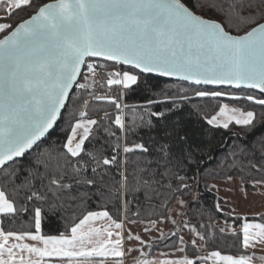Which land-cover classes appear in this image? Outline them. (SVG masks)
<instances>
[{"label":"snow or ice","instance_id":"obj_1","mask_svg":"<svg viewBox=\"0 0 264 264\" xmlns=\"http://www.w3.org/2000/svg\"><path fill=\"white\" fill-rule=\"evenodd\" d=\"M5 2L9 18L13 10L34 7L33 0H0V4ZM0 33H4L0 38V264H50L46 258H59L65 264H106L109 257L123 258V235L110 230L123 229V222L113 219L106 210L88 211L78 223H66V231L59 235L42 234V223L47 215L59 214L65 219L71 214L77 219L75 209L93 195L123 198L131 191L142 192L145 200H152L163 194L166 207L178 193H190L198 182L186 172L202 163L197 158L202 148L189 143L187 134L165 129L153 138L151 147L143 142L122 145L121 137L109 126L88 118L86 99L82 100L79 118L70 113L74 122L69 123L66 140L59 147L53 144L41 148L42 138L67 106L73 85L88 90L99 83L97 69L107 65L86 58L130 65L134 71L105 74L108 86H122L124 91L139 87L143 74L156 73L196 85L243 86L264 93V0H49L34 7L33 13L15 27L0 22ZM82 66L90 75L82 74ZM81 75L84 83L77 79ZM194 95L220 97L228 93L196 91ZM93 99L106 100L117 110L121 107L113 96ZM165 99H171L176 107L177 100L189 97L165 95ZM243 99L264 107V99L252 95ZM159 102L163 101L147 100L143 107L149 117L163 119L170 111L152 112L149 106ZM260 116L264 113L222 104L216 115L204 119L214 128L229 129L234 123L251 134L264 125ZM106 118L108 113L101 119ZM141 121L150 129L155 127L151 118L144 120L141 116ZM114 124L121 132L131 130L120 114ZM99 132L115 137L111 156L104 155L103 145L87 148L86 141L98 139ZM121 151L140 155L131 173L133 180L129 181L126 170L121 171L118 187L113 188L105 181L109 176L106 169L127 163L126 158L118 160ZM30 152L34 155L29 163H21ZM229 154L234 158L230 167L264 176V134L234 146ZM252 184L264 185V179L253 180ZM127 203L124 201L125 208ZM177 203L181 208L187 204L183 199ZM216 208H220L218 203ZM24 215H30L34 230H5L7 222L15 223ZM101 218L110 223L92 226L91 222ZM149 223L155 225L156 221ZM172 223L177 222L172 219ZM184 226L189 227L187 223ZM253 227L257 231L251 232ZM191 231L201 241L206 240L195 226ZM242 232L244 249L264 245V224L245 223ZM128 238L147 244L138 235ZM179 241L185 243L182 236ZM191 243L196 245V240ZM140 251L142 258L134 259V264H196L188 256L149 260L143 258V249ZM210 258L223 264H253L255 254L233 257L213 251ZM260 259L264 261V257ZM116 264H122V259Z\"/></svg>","mask_w":264,"mask_h":264},{"label":"trees","instance_id":"obj_2","mask_svg":"<svg viewBox=\"0 0 264 264\" xmlns=\"http://www.w3.org/2000/svg\"><path fill=\"white\" fill-rule=\"evenodd\" d=\"M49 2V0H33L34 7L40 4ZM34 7H27L23 10H14L13 15L9 18L10 23L15 27L23 19H27L34 11ZM4 33L0 34V38ZM91 59V58H90ZM108 66H116V64L108 63ZM123 70L134 71L133 69L121 66ZM83 82V75L79 80V83ZM226 91L243 93L242 98L237 100L233 97L220 96V97H196L194 93L196 91ZM165 95L168 97H178L181 95H187L188 100H177L176 107H173L171 99H165ZM248 95L256 97V99H264V95L254 90L241 89L235 90L230 88H210L205 86H199L184 81L168 80L165 78L142 75L139 87H133V89L125 92L124 104L125 107V123L131 129L128 132H121L114 124L117 110L114 104L108 101H95L90 103L87 107L88 118H94L97 114L108 113V118L98 119L101 124L107 125L112 131L116 133L117 137H121L120 143L123 145L127 143L132 145L133 143H145L146 146L151 147L153 138L159 137L165 129L180 130L181 135L187 134L190 138L189 143L194 146H200L202 152L198 155V159L202 161L198 166H191L186 174L188 177H195L198 181L189 192H182L176 195L175 199H172L170 203L165 207L164 195L152 200H145L142 192L133 194L131 191L123 198L115 195H105V198L93 195L82 206L75 209L74 219L71 214L67 215L65 219H61L60 215L51 216L47 215L46 219L42 223L41 232L44 235H59L61 232H65V224L71 225L72 223H78L88 211H108L109 214L116 220L126 219L128 221H159L166 217L167 212L173 202L181 197L187 202L186 211L181 215V220L178 222L176 228L172 233H176L175 236L168 235L163 240H157L155 243L148 246L146 249H150L151 255L155 251H170L176 250L179 246V227L183 224L189 223L191 226H195L196 230L205 235L204 241L205 251H220L222 254L231 256H240L242 254H250L249 249H244L242 240L243 232L241 227L244 222L248 220H259L264 223V213L257 216H243L233 212L231 206L225 202L224 197L212 190V185L215 180L225 181L229 180L228 177L238 178L244 187L248 190H256L259 185L253 186L252 181L257 179H264L260 173L253 171L250 174L247 170L241 171L239 166L230 167L233 161V157L229 154L234 150V146L242 145L246 141L251 142L253 138H259L264 134V125L257 126V128L249 134L247 130L242 126H237L234 123L230 124L229 129L214 128L209 126L204 117H210L212 114L219 110V106L224 102H228L239 106L243 110H253L257 114L264 113V107L256 105L252 101L243 99ZM87 96V92L84 89H78L77 86L71 96L69 104L63 112L57 126L54 130L43 140L41 148L48 145L59 147L65 140L69 129V123L74 122L71 120L70 113H75L76 118H79L78 111L81 108L82 100ZM80 98V99H78ZM163 101L153 104L150 107L152 112H161L166 109L170 110L166 113L165 118L149 117L148 113L143 107L146 105L147 100ZM141 116L144 120L151 118L154 128L150 129L145 126L141 121ZM264 120V116L259 117ZM97 120V119H96ZM95 127V126H94ZM233 133H239L240 135H233ZM98 139L91 142L86 141L87 148L91 150L94 146L100 148L103 145L104 155L111 156V145L115 142V137H109L106 133H97ZM39 151V149H37ZM34 153H28L22 158L21 163L28 164L32 159ZM140 155L139 152L124 154L122 151L118 157L119 161L127 159L126 164H117L115 166H108L107 172L109 176L105 177V181L112 185L113 188L118 187L117 182L120 180L119 173L126 170L129 173V181L133 180L131 173L136 167L135 161ZM143 166V165H141ZM184 174V173H182ZM191 183V180L189 181ZM124 201H127V208L124 207ZM220 205L219 210L216 208V204ZM153 205L154 207H149ZM223 223L230 224L232 231L226 230ZM14 231H28L34 230L31 225L30 215H24L17 219L15 223L7 222L5 224V230ZM224 228V232H220L219 229ZM67 234V233H66ZM185 252L187 255L196 259V262H203L201 258L202 252L197 245L192 243L185 244ZM197 258H201L198 259Z\"/></svg>","mask_w":264,"mask_h":264},{"label":"crops","instance_id":"obj_3","mask_svg":"<svg viewBox=\"0 0 264 264\" xmlns=\"http://www.w3.org/2000/svg\"><path fill=\"white\" fill-rule=\"evenodd\" d=\"M7 9H8V5L6 2L4 4H0V22L10 23L9 16L7 13ZM0 34H2V33H0ZM236 179L237 178H234V179L225 181L224 183L229 185L232 181H234ZM236 184H237V182H234V186ZM237 189L239 192H235V193L231 194L233 199L228 198L229 191H230L229 186H224L223 190H225V191L221 195L222 197H224V199L227 200L228 204L234 210V213L239 214V215H243V216H257L261 213H264V185H259L256 190H252L250 192H246V191L242 190L241 186H239V185H238ZM234 194H236L235 197L233 196ZM117 221L123 222V225H124L123 229L112 228L110 230L113 232L120 231L122 233L123 238H124L122 248L125 251L126 255L123 258L109 257V258H107L106 264H116L117 259H122V264H134V259L142 258V254H141L140 249H143V246H145V244H141L140 241H138L134 238L129 239L128 237L130 234L133 237L138 235L141 238L143 236L144 239L141 238V240L145 241V242H149L152 240L150 228H145L141 224H139V222H141V221H128L126 219H123L121 221L117 220ZM108 223H110V222L106 218H101L100 220L91 222L92 226H94V227H101V226H104ZM245 223H248L250 225L264 224L263 222H261L259 220H248V221L244 222L243 225ZM243 225H242V227H243ZM172 227H174V226H172ZM172 227H170L169 230ZM242 227H241V230H242ZM145 229H148V231H145ZM182 229H183V231H185L188 229V227H185L183 225ZM183 231L181 232V236L183 235ZM250 231L255 232V231H257V229H255L253 227V228H250ZM152 236H156V234L153 233ZM115 238L116 237L113 236V239H115ZM195 238L198 241V243H196V245L198 246L200 251L203 253L201 258L205 260V261L199 262V263L196 262V264H223V261H217L216 258H210V253L213 251L206 252L205 249L202 248V246L199 243L200 239L198 237H195ZM26 242L27 243H35L31 240H28ZM187 242L191 243V241H187ZM186 243H184V244L180 243L178 248H177V249L183 248L184 251H178L177 249L176 250H170V251L158 250V251H155L154 253H152L151 255H147V253H146L143 258H147L149 260L162 261V260H166V259L167 260H175V259H179V258L184 257V256H188L189 258L196 260L195 258L186 254V252H185V244ZM130 248L135 249V250L132 252H128L127 250ZM248 249L251 252L250 254H253V253L255 254L253 264H264V261H262L260 259V257H264V245L257 244L255 247H249ZM222 255H226V254H222ZM233 257H239V256H233ZM46 260H50V264H65V261H63L59 258H46Z\"/></svg>","mask_w":264,"mask_h":264},{"label":"rangeland","instance_id":"obj_4","mask_svg":"<svg viewBox=\"0 0 264 264\" xmlns=\"http://www.w3.org/2000/svg\"><path fill=\"white\" fill-rule=\"evenodd\" d=\"M123 71H126V70H123ZM141 79H142V76H141L140 80ZM83 82H84V79H83ZM218 92L228 93L226 91H221V90H218ZM224 96H227V97L239 96V97H241V96H243V93L230 92V93H228V95H224ZM118 103L121 105V107H120L119 110H117V108H116L117 114H120L121 117H122V119L125 121V117H124V114H125V104L123 103V101H118ZM222 104H228L230 107L240 108L239 106L234 105V104H231V103H228V102H224ZM240 109H242V108H240ZM217 112H215L212 115H216ZM93 119H96V118L94 117ZM225 181H228V180H225ZM225 181L215 180L214 183H213V185H212V190L215 191V192H217V193H219L220 195H222L224 193V191H225V190H223L224 186H229L230 191H229L228 198H230V199H233V197L231 196L232 193L239 192L238 189H237L238 188V185L241 186L242 190H244L246 192L252 191V190L246 189L244 187V185L241 183V181L238 178L236 180L232 181L229 185L225 184L224 183ZM234 182H237V184L235 186H234ZM233 196L235 197L236 194H234ZM179 199H182V198L181 197H178L173 202V204L170 206L169 209L171 211L168 210L166 217L164 219H162V220L156 221V224L155 225L149 223V221H141V222H139V224H141L143 227L150 228L151 237H152L151 238L152 240L149 241V242H147V244H145V246H143V252H144V254H146V253H147V255L149 254L148 251H150V250L149 249L148 250L146 249V247H147L148 244H153L157 240H163V239H165L168 235H170L173 232V229L176 228L178 222L181 220V214L180 213H184L186 211V206L183 207V208H181L180 205L177 203V201ZM225 202L228 204V202H227L226 199H225ZM233 212H234V210H233ZM169 216H171L172 219H175L177 223L176 224H173L172 223V219H169L168 218ZM187 224L189 225V227H188L187 230L183 231V229H182L183 226L182 227H179V229H178L179 230V234H181V232L183 231L182 237L184 238L185 243L187 241H192L193 239L196 240L195 234L191 231V227H190L191 225L189 223H187ZM223 225H224V227H225L226 230H229V231H232L233 230L232 227L230 226V224L223 223ZM172 226H174V227H172ZM170 227H172V228L169 230ZM153 233L156 234V236H152ZM162 234H163V237H164L163 239L161 238ZM141 238H143V236ZM199 241H200L199 243L202 246V248L205 249L204 241H201V240H199ZM196 243H198L197 240H196ZM179 244H180V242H179Z\"/></svg>","mask_w":264,"mask_h":264},{"label":"built area","instance_id":"obj_5","mask_svg":"<svg viewBox=\"0 0 264 264\" xmlns=\"http://www.w3.org/2000/svg\"><path fill=\"white\" fill-rule=\"evenodd\" d=\"M89 62H94V63H98V64L107 65L104 68H98L97 69L96 80L99 81V83L93 85L92 88L86 90L87 96H86L85 99L89 101V104L93 103L95 101H106V100H103V99H93V96H99V97L113 96V97H115L117 99V102L118 101H123V103H124V98H125V92L126 91H124L122 89V86H118V85L108 86L107 85L108 77L105 75L107 72H111V71L123 72V69L121 68L122 65L116 64V66H114V67L113 66H108V64L105 61L97 60V59H94V58L89 59ZM83 74L90 75L87 72L86 66H85V70H84ZM84 82H80V83H84ZM90 93H91V95H90ZM85 110L87 111V109H85ZM101 117H102V114L95 115V118L97 120L100 119Z\"/></svg>","mask_w":264,"mask_h":264},{"label":"water","instance_id":"obj_6","mask_svg":"<svg viewBox=\"0 0 264 264\" xmlns=\"http://www.w3.org/2000/svg\"><path fill=\"white\" fill-rule=\"evenodd\" d=\"M1 38H2V37H1ZM88 59H89V58H86V60H88ZM94 59L102 60V61H105V62H109V63L117 64V63H115V62H113V61H106V60H104L103 58H94ZM120 65H123V64H120ZM123 66L129 67V68L132 69V67H131L130 65H123ZM84 69H85V66H82V67H81V72H82V74H83V72H84ZM136 71H138V70H136ZM143 75L157 76V77L165 78V79H168V80L183 81V80H179L178 78H175V77H163V76H160V75H158V74H156V73L143 74ZM81 76H82V75H81ZM81 76L77 78L78 81L80 80ZM184 82H188V83L194 84L193 82H190V81H184ZM199 86H205V87H210V88H230V89H235V90L248 89V90H254V91H256V92H258V93L264 95V93H261L259 89L246 88V87H243V86H242L241 88H236V87H234V86H232V85H211V84H201V85H199ZM75 88H76V85L74 84V85H73V88L70 89V99H71V96H72V94H73ZM70 99H69L68 101H66V105H67V106H68V104H69ZM67 106H66L65 108L61 109V113H62V114H63V112L65 111V109L67 108ZM61 116H62V115H61ZM61 116H59V117L57 118V122L54 124L53 128H52V129H49V133L46 134V136L43 137L42 140H44V139H45V138H46V137H47V136H48V135L54 130V128L57 126V124H58V122H59ZM23 158H24V157H23ZM149 250H150V249H149ZM148 252H149V251H148Z\"/></svg>","mask_w":264,"mask_h":264}]
</instances>
